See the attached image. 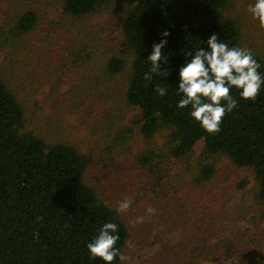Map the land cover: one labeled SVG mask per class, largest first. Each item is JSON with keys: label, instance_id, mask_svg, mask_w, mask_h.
Returning a JSON list of instances; mask_svg holds the SVG:
<instances>
[{"label": "rangeland", "instance_id": "rangeland-1", "mask_svg": "<svg viewBox=\"0 0 264 264\" xmlns=\"http://www.w3.org/2000/svg\"><path fill=\"white\" fill-rule=\"evenodd\" d=\"M0 2L2 9L17 0ZM250 3L254 0H230L224 14L238 25L242 46L264 61V29L247 11ZM123 14L113 2L71 19L50 0L37 30L12 41L15 45L0 40V78L23 107L24 131L47 144L76 147L86 162L85 184L109 207L116 210L123 198H131L120 215L134 247L126 244L128 259L121 264L264 263V203L256 197L252 171L220 154L204 161L202 141L185 157L173 158L166 129L149 141L141 137L140 111L124 100L133 58L121 34ZM112 57L124 61L117 75L104 71ZM123 128L133 129L129 140L112 146L114 133ZM202 161L214 175L197 183ZM139 216L144 222L134 223Z\"/></svg>", "mask_w": 264, "mask_h": 264}, {"label": "trees", "instance_id": "trees-1", "mask_svg": "<svg viewBox=\"0 0 264 264\" xmlns=\"http://www.w3.org/2000/svg\"><path fill=\"white\" fill-rule=\"evenodd\" d=\"M49 1L3 3L0 40L15 45L12 41L37 30ZM56 1L62 14L71 19H83L108 3L122 7L121 34L133 58L124 100L140 111L137 125L141 137L149 141L160 130H168L165 144L176 159L188 155L202 141L204 161L220 154L235 166L250 169L257 184L256 197L264 203V85L255 101L241 99L239 90L232 88L237 108L225 115L216 134L207 133L190 117L191 106L177 107L182 96L178 71L190 59L189 52L207 49L206 41L213 33L229 47H243L238 25L224 14L230 0ZM164 31L170 35L163 37ZM162 39L167 40L162 53L168 61H161L160 67L167 68L169 75L164 78L154 73L152 80L146 81L143 76L151 68L147 57L152 45ZM253 54L264 76V61ZM123 69L124 61L117 57L104 63L107 75H117ZM157 86L167 89V94L160 96ZM23 121L22 105L0 78V264H105L91 258L86 245L107 222L117 224L120 239L116 248L123 253L128 241L126 225L120 213L85 184L84 156L74 146L47 144L33 132L24 131ZM131 133L129 128L116 131L111 145L123 147ZM138 159L144 164L149 161L144 156ZM213 175V167L202 161L195 181L208 182ZM112 264H121L119 257Z\"/></svg>", "mask_w": 264, "mask_h": 264}, {"label": "clouds", "instance_id": "clouds-1", "mask_svg": "<svg viewBox=\"0 0 264 264\" xmlns=\"http://www.w3.org/2000/svg\"><path fill=\"white\" fill-rule=\"evenodd\" d=\"M252 18L258 21L259 27L264 29V0H254L247 7ZM163 37L170 35L168 31L161 33ZM207 49L201 47L195 53L189 52L190 59L179 67L178 92L182 94L177 103L180 109L190 108L189 115L209 134H216L223 123L226 114L237 108V100L232 96V88L239 90L243 100L255 101L264 85V76L260 73V63L255 59L250 48L232 46L213 33L206 41ZM167 44L166 39L152 45V50L147 59L151 68L143 76L146 81H151L154 73H159L164 78L169 75L167 68L161 69L160 62L167 63L168 57L162 53ZM155 91L160 96L167 94V89L157 86ZM132 204L129 197L123 198L117 205L118 213L127 212ZM148 214H155L156 209L148 207ZM144 217L139 216L134 223H143ZM118 226L115 222L104 223L98 235L86 247L91 258H99L105 264L119 257L120 261L128 259L118 248L120 239ZM128 248H133L127 242Z\"/></svg>", "mask_w": 264, "mask_h": 264}]
</instances>
